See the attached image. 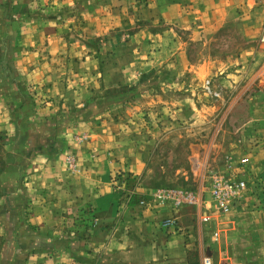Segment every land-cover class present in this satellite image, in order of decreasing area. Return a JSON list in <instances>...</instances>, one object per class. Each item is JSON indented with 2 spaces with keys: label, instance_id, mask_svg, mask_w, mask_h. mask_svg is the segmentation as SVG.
<instances>
[{
  "label": "rangeland",
  "instance_id": "rangeland-1",
  "mask_svg": "<svg viewBox=\"0 0 264 264\" xmlns=\"http://www.w3.org/2000/svg\"><path fill=\"white\" fill-rule=\"evenodd\" d=\"M249 3L0 0V16L9 15L8 21H0L9 25L8 46L0 34V54L6 44L17 77L14 84L0 79V95L8 119L22 126L21 137L15 133L10 145L0 144V264H26L35 250L74 248L85 235L112 232L115 227L98 224L90 209L77 208L53 241L36 240L51 234L21 222L28 201L22 173L33 168L35 159L51 158L82 185L86 163L91 161L93 167L115 154L126 166L140 161L142 172L132 176L118 171L111 176L109 169L107 178L103 174L97 183H110L114 192L123 186L118 197L142 190L139 200L149 204L142 207L138 202L141 210H172L170 203L159 206L153 200L159 191L196 197L194 205L176 209L173 231L160 228L164 215L152 218L157 231H151L153 235L181 239L191 249L187 264L205 257L211 264H264L260 183L249 182L232 216H221L210 204L202 211L211 219L201 224L204 213L197 207L209 199L208 177L233 173L241 162L232 160L233 152L243 155L246 143L253 145L264 137V20L257 2ZM22 36L32 46H20ZM46 36L57 46L53 52L38 53L42 44L50 46ZM42 61L49 62L45 70L58 79L57 90L49 83L37 96ZM206 80L220 92L219 98L203 93ZM5 151L17 156L9 159ZM141 210L126 209L128 234L142 229L134 222Z\"/></svg>",
  "mask_w": 264,
  "mask_h": 264
},
{
  "label": "crops",
  "instance_id": "crops-1",
  "mask_svg": "<svg viewBox=\"0 0 264 264\" xmlns=\"http://www.w3.org/2000/svg\"><path fill=\"white\" fill-rule=\"evenodd\" d=\"M236 1L239 3L244 1L248 7L250 6L249 1L257 2L255 5H259V9L256 10L262 13V20H264V0ZM247 11L245 10L246 13ZM42 37H45V34ZM22 39L18 43L20 46H32L27 41V38L25 39V36H22ZM45 39L47 45L50 46L47 47L42 44L40 46L42 49L39 48L38 53L40 51L53 52L56 48L57 44L56 42L54 43L52 36H46ZM36 49L37 47H34V50ZM46 61H42L41 65L38 64L40 71L38 69L37 71L41 79L37 84V96L39 95L40 88L49 83L52 85V88L57 90L56 83L58 79L52 75L53 72L50 74L49 70H45L47 63H49ZM52 61H54V58ZM46 89L47 92L52 91L49 88ZM53 91L56 92L54 93L56 95L57 91ZM20 131L22 132V126L8 119L6 102L4 96L0 95V135L3 136L4 141L0 144L3 146L10 145L13 142L12 138L15 133L18 137H21ZM246 142L248 141L246 140ZM248 144L246 143L245 145L247 152L243 155L233 152L234 159L232 160H239V162L244 159L247 160L249 164H245V167L242 168L244 172L243 177L248 182L256 181L257 184L260 183L261 188L258 191L264 194V137L260 140L257 139L253 145ZM5 152L9 159L13 160L17 156L10 155L7 153L8 151ZM7 156L5 157L6 159ZM85 158L88 157L85 156ZM59 160L57 161L58 163ZM107 160H110V162ZM34 161L35 163L32 164L33 168L22 173V177H25L23 181L25 189L24 196L28 198V201L23 205L24 217L21 222L22 224L25 222L24 224L26 226H37L41 232H49L51 234V238L40 235L38 237L36 236V240L42 242L44 240L53 241L54 236H59V229L67 226L70 215L77 208H83L84 210L85 208L90 209L98 219V224L102 226L110 224L111 228H115L110 233L99 231L98 233L94 232L85 235L84 240L81 241L83 243L75 245L74 248H58L55 250L44 248L35 250L32 255L28 256L26 264H96L93 263V259L101 262L100 264H187L186 256L191 249L181 243V239L178 240L175 237L165 239L162 236H156L151 233V231H155L153 230L155 227L154 221L152 220L153 216L156 217V214L164 215L165 217L160 216L162 219L175 216L176 213L171 210L170 206L141 210L138 203L135 205L128 204V199L133 194H138L137 196L139 197L140 194H143L142 190L135 189L133 193L128 190L126 197H118L117 194L125 191L123 186L114 192L110 183L109 185H98L97 183V179L102 180L101 177L103 174L107 178L109 169H112L111 176H114L118 171H121V173L129 172L132 176L139 175L143 169L140 161L139 163L131 161L132 165L126 166L124 164V158H120L115 154L111 158H107L106 156L102 157L97 161V165L93 167L91 161L90 163L85 162L84 170L86 173L84 174V184L82 185L81 183H77L76 180L70 179L60 167V163L57 165L55 160L40 157ZM2 173V176H5V172ZM66 181H68V184H66ZM107 181L104 180V182ZM21 191H18V193H21ZM26 191L28 194H26ZM112 193H115V195ZM112 197H115V199ZM210 204L208 200L202 199L199 207L200 211H206L207 206ZM126 209L133 211L141 210L139 215H134V222L138 225V228H142L140 232L137 231L133 234H128L124 231L127 224V220L123 219L125 218L124 213ZM203 213L205 214V212ZM51 227L54 228L49 231ZM61 234L64 233L62 232ZM32 238L35 240L34 237ZM232 263L235 264V262ZM197 264H202L201 260H198Z\"/></svg>",
  "mask_w": 264,
  "mask_h": 264
},
{
  "label": "built area",
  "instance_id": "built-area-1",
  "mask_svg": "<svg viewBox=\"0 0 264 264\" xmlns=\"http://www.w3.org/2000/svg\"><path fill=\"white\" fill-rule=\"evenodd\" d=\"M261 1V0H254ZM260 40L264 43V21L260 27ZM264 77V72H263ZM202 91L205 95L211 98H219L220 92H218L213 86L210 80H206L202 85ZM246 164V159L240 162V165L234 168L233 173L229 175L212 173L207 179L206 193L208 201L212 204L214 209L221 216H232L237 209L241 206L244 200L245 194L249 190V182L243 177L242 168ZM195 196H184L177 190H164L159 191L153 195V200L159 203V206L170 203L176 212V209L183 205L192 206L196 203ZM152 200V201H153ZM151 202L154 203L155 202ZM167 201V202H166ZM173 203H172V202ZM149 203L141 201L139 203L142 207H147ZM201 205V201L199 206ZM200 221L202 224L210 221V217L207 216V212L202 214ZM177 227V218L175 216L166 217L161 220L160 228L164 231H173ZM217 238V233H214V239ZM202 264H211V260L208 257L203 258Z\"/></svg>",
  "mask_w": 264,
  "mask_h": 264
},
{
  "label": "trees",
  "instance_id": "trees-1",
  "mask_svg": "<svg viewBox=\"0 0 264 264\" xmlns=\"http://www.w3.org/2000/svg\"><path fill=\"white\" fill-rule=\"evenodd\" d=\"M2 20H9V15L5 14V13H1L0 16V21ZM3 26V30L0 31V34H2V38L5 39V43L7 44V46L9 45V38L7 39V29L9 27V25L6 24H1L0 22V27ZM0 38V40L2 39ZM6 44L1 47L2 49V53L0 54V79H2V82L4 83H13L17 80V77L15 75V69L13 66V57L11 55V51H9V55L8 53H5L6 49L5 46ZM14 84V83H13ZM3 85V83H2ZM140 197L137 196H132L130 201L128 202V204L130 205H135L138 202H140L141 200H139ZM142 198V197H141Z\"/></svg>",
  "mask_w": 264,
  "mask_h": 264
}]
</instances>
